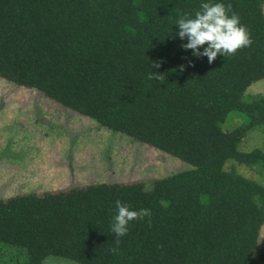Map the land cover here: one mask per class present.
<instances>
[{
  "label": "trees",
  "instance_id": "obj_1",
  "mask_svg": "<svg viewBox=\"0 0 264 264\" xmlns=\"http://www.w3.org/2000/svg\"><path fill=\"white\" fill-rule=\"evenodd\" d=\"M231 4L254 43L209 64L181 47L176 21L201 3ZM264 0H0V77L99 125L188 162L144 183L95 184L0 198V264H256L264 225V97H243L264 78ZM231 14V13H230ZM207 45L201 47V51ZM153 62H162L156 69ZM183 66V71H181ZM160 73L163 81L148 79ZM232 111L246 122L223 130ZM120 200L151 217L131 221L117 252ZM150 219V222H149Z\"/></svg>",
  "mask_w": 264,
  "mask_h": 264
},
{
  "label": "rangeland",
  "instance_id": "obj_2",
  "mask_svg": "<svg viewBox=\"0 0 264 264\" xmlns=\"http://www.w3.org/2000/svg\"><path fill=\"white\" fill-rule=\"evenodd\" d=\"M264 10V6H263ZM264 97V78L254 82L243 100ZM246 122L232 111L222 125L227 133ZM264 150V132L255 129L240 150ZM225 169L264 185L256 170L229 160ZM191 168L188 162L120 132L46 97L40 90L0 77V198L58 193L95 184L144 183ZM255 263L264 264V225ZM44 264H78L52 257Z\"/></svg>",
  "mask_w": 264,
  "mask_h": 264
},
{
  "label": "clouds",
  "instance_id": "obj_3",
  "mask_svg": "<svg viewBox=\"0 0 264 264\" xmlns=\"http://www.w3.org/2000/svg\"><path fill=\"white\" fill-rule=\"evenodd\" d=\"M176 25L179 27V38L187 40L181 47L192 50L197 58L207 57L209 64L218 56H234L239 50L250 48L254 43L250 31L241 24L240 17L232 11L231 4L201 3L200 10L195 12L194 17L182 15L176 21ZM204 45L207 47L201 51ZM161 63L153 62V67L158 69ZM180 70L183 71V66ZM148 79L163 81L164 75L157 72L155 75H149ZM115 207L117 214L113 218L111 228L115 234L116 247L112 249L114 253L119 250L121 237L128 234L131 221H142L145 217H151L149 209L130 210L129 206L120 200L116 201Z\"/></svg>",
  "mask_w": 264,
  "mask_h": 264
}]
</instances>
